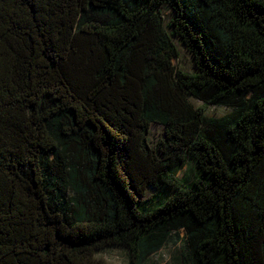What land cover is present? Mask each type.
<instances>
[{
	"label": "trees",
	"instance_id": "obj_1",
	"mask_svg": "<svg viewBox=\"0 0 264 264\" xmlns=\"http://www.w3.org/2000/svg\"><path fill=\"white\" fill-rule=\"evenodd\" d=\"M179 243L264 264V0H0V264Z\"/></svg>",
	"mask_w": 264,
	"mask_h": 264
},
{
	"label": "rangeland",
	"instance_id": "obj_2",
	"mask_svg": "<svg viewBox=\"0 0 264 264\" xmlns=\"http://www.w3.org/2000/svg\"><path fill=\"white\" fill-rule=\"evenodd\" d=\"M166 16L169 12L165 11ZM175 43L179 48V57L174 59V64L178 69H181L186 72H194L195 67L193 63L192 54L179 42L175 39ZM196 105L199 104L198 101L193 100ZM228 111V108L221 106H211L207 109V114L209 115H221ZM164 128L160 125L153 124L151 127L150 140L152 144L162 137ZM199 176V171L195 163L190 160L186 165H184L178 172L177 177L183 178L184 181H190L194 177ZM172 193L167 192H157L155 189L150 188L144 198L141 199V202L144 203L143 207L149 209L157 206L161 201L166 197L170 196ZM181 234L184 235V231L181 230ZM183 247L179 243L177 245L168 244L162 248L159 252L151 256L149 261L146 264H182L184 261L183 256ZM99 256L103 257L106 261L111 264H128L125 251L120 248H108L102 250L98 253Z\"/></svg>",
	"mask_w": 264,
	"mask_h": 264
}]
</instances>
